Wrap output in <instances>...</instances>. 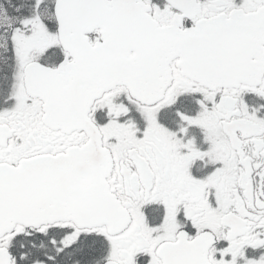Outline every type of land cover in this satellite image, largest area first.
Instances as JSON below:
<instances>
[{
  "label": "snow or ice",
  "instance_id": "1",
  "mask_svg": "<svg viewBox=\"0 0 264 264\" xmlns=\"http://www.w3.org/2000/svg\"><path fill=\"white\" fill-rule=\"evenodd\" d=\"M0 264H264V0H0Z\"/></svg>",
  "mask_w": 264,
  "mask_h": 264
}]
</instances>
